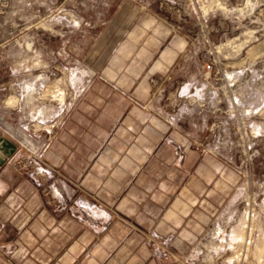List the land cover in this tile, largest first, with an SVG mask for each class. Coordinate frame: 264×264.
Listing matches in <instances>:
<instances>
[{
	"label": "crops",
	"instance_id": "crops-1",
	"mask_svg": "<svg viewBox=\"0 0 264 264\" xmlns=\"http://www.w3.org/2000/svg\"><path fill=\"white\" fill-rule=\"evenodd\" d=\"M123 5L87 53L89 86L43 159L0 135V264H161L170 252L145 234L183 255L218 215L215 161L201 169L183 130L149 108L191 43L153 12ZM27 160L31 171L19 166Z\"/></svg>",
	"mask_w": 264,
	"mask_h": 264
},
{
	"label": "rangeland",
	"instance_id": "rangeland-1",
	"mask_svg": "<svg viewBox=\"0 0 264 264\" xmlns=\"http://www.w3.org/2000/svg\"><path fill=\"white\" fill-rule=\"evenodd\" d=\"M125 2L191 43L149 108L183 130L201 169L213 160L221 173L219 212L199 242L180 255L161 236L146 241L170 252L161 264H264V0H0V135L43 159L89 86L87 53Z\"/></svg>",
	"mask_w": 264,
	"mask_h": 264
},
{
	"label": "bare ground",
	"instance_id": "bare-ground-1",
	"mask_svg": "<svg viewBox=\"0 0 264 264\" xmlns=\"http://www.w3.org/2000/svg\"><path fill=\"white\" fill-rule=\"evenodd\" d=\"M233 235H234L235 238H238V239H241L242 238V233L239 231V229L238 230L235 229L233 231Z\"/></svg>",
	"mask_w": 264,
	"mask_h": 264
}]
</instances>
